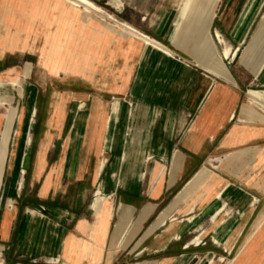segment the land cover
Returning <instances> with one entry per match:
<instances>
[{"label": "crops", "instance_id": "1", "mask_svg": "<svg viewBox=\"0 0 264 264\" xmlns=\"http://www.w3.org/2000/svg\"><path fill=\"white\" fill-rule=\"evenodd\" d=\"M87 1L0 0L9 264H264V0Z\"/></svg>", "mask_w": 264, "mask_h": 264}, {"label": "rangeland", "instance_id": "2", "mask_svg": "<svg viewBox=\"0 0 264 264\" xmlns=\"http://www.w3.org/2000/svg\"><path fill=\"white\" fill-rule=\"evenodd\" d=\"M257 41H258V43L256 44V46L254 47V49L251 51V55H252V59L250 60V61H248V63H249V67L253 70V71H258L259 70V68L261 67V63H264V22L260 25V28H259V34H258V38H257ZM49 54H50V57H51V59H52V61H51V63L52 64H55L54 66H53V68H55V69H58L59 67H58V61H57V54H58V51L57 50H52L51 52H49ZM69 55V56H68ZM72 59H73V57H72V52L71 51H67L66 52V64L68 63V62H70V64H72ZM71 60V61H70ZM63 62H64V60H62ZM56 62V63H55ZM61 64H62V62H61ZM69 70V69H71L70 68V66H67V67H65L64 68V70ZM2 86H3V84L2 83H0ZM13 86V85H12ZM261 90H263L262 88H259V87H253L252 88V91H261ZM6 91V90H5ZM2 101H4L3 99H2ZM2 104V102L0 101V105ZM258 109H260V110H262V111H264L261 107H259V106H256ZM30 142V137L28 138V143ZM143 164H135V166H133V168L134 169H141V166H142ZM25 166H26V161H25V159L23 158L21 161H20V163L17 165V173L19 174V176L21 177V178H19V180L18 181H22V178H23V180H24V177L25 176H23L24 175V172H25ZM24 183V182H23ZM22 184V183H21ZM100 188H102L103 189V192H104V186L101 184L100 186H99V188L98 189H100ZM97 189V190H98ZM97 190H96V192H97ZM30 196L29 195H27L26 196V202H29V201H31L30 200V198H29ZM106 197V196H105ZM97 198V196H95L94 195V198H93V200H95ZM29 208V207H28ZM30 209V208H29ZM32 210V209H31ZM29 211V210H27V214L28 215H33L35 212L32 210V211ZM204 223H207V221L205 220V222ZM194 237V239L192 240V243L198 238L197 237V235H194L193 236ZM195 243H193V245H194ZM201 244V242H199L198 241V243L197 244H195V245H200ZM9 255H10V251L7 249V248H4V247H1L0 246V264H9V261H8V257H9ZM222 264H224V261H222Z\"/></svg>", "mask_w": 264, "mask_h": 264}, {"label": "bare ground", "instance_id": "3", "mask_svg": "<svg viewBox=\"0 0 264 264\" xmlns=\"http://www.w3.org/2000/svg\"><path fill=\"white\" fill-rule=\"evenodd\" d=\"M66 2H68L69 4H71L72 6L85 11V12H95V13H102L101 10L97 7H95L93 4H91L89 1L87 0H65ZM104 14V13H102ZM26 37V36H25ZM28 37V36H27ZM26 39V38H25ZM29 39V38H28ZM37 40V39H36ZM27 42V41H26ZM41 42V41H40ZM36 43V41H35ZM25 44V43H24ZM35 46V45H34ZM69 56V55H68ZM73 60V59H72ZM71 61V60H70ZM56 63V62H55ZM70 63V62H69ZM13 86H15V84H13ZM4 104L2 103L0 106H3ZM101 196L98 195L96 200H95V207L99 208L100 204H101ZM12 206V203L9 202V207ZM12 209V208H11Z\"/></svg>", "mask_w": 264, "mask_h": 264}]
</instances>
